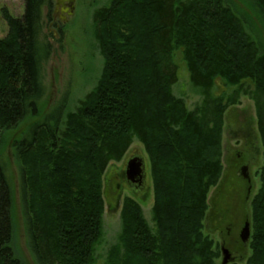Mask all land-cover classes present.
<instances>
[{
  "label": "trees",
  "instance_id": "trees-1",
  "mask_svg": "<svg viewBox=\"0 0 264 264\" xmlns=\"http://www.w3.org/2000/svg\"><path fill=\"white\" fill-rule=\"evenodd\" d=\"M264 21V0H249ZM23 13L1 15L0 131L10 133L39 112L44 96L43 9L52 0H23ZM102 57L95 86L50 122L25 127L15 149L22 174L28 245L39 264H95L103 238L102 177L134 140L148 159L150 226L134 199L120 208L121 228L105 264H215L202 233L207 197L219 182L227 107L240 93L253 100L262 145L259 187L249 200L250 255L264 264V52L232 0H108L93 11ZM179 51L201 101L190 110L173 93ZM217 81L233 87L215 96ZM250 83L249 92L244 84ZM64 106H62L63 109ZM8 143V144H9ZM0 151V264H23L13 250L12 190Z\"/></svg>",
  "mask_w": 264,
  "mask_h": 264
},
{
  "label": "rangeland",
  "instance_id": "rangeland-1",
  "mask_svg": "<svg viewBox=\"0 0 264 264\" xmlns=\"http://www.w3.org/2000/svg\"><path fill=\"white\" fill-rule=\"evenodd\" d=\"M232 1L236 11L244 19L253 40L264 52V21L256 18L254 7L249 0ZM52 2L50 18L47 17L46 9H43V27L40 34L42 42L48 44L49 51L42 62L44 96L39 102V112L19 125L18 131L14 129L8 134L5 133V137L0 131V151L3 152L7 162L6 171L12 190L13 250L16 258L23 264L39 263L28 245L22 174L15 149L9 141H20L28 125L43 121L50 122L67 110H74L78 101L95 86L102 68V57L93 34L92 14L95 9L104 6L108 0H75L72 14L66 16L64 21H60L53 13L55 1L52 0ZM23 5V0H0V39L7 32L6 22L1 15L3 8L7 9L10 15L19 17L23 13ZM173 61L177 67V81L173 85V93L176 97L182 98L187 107L192 110L200 103L201 97L190 87L189 74L179 51L175 53ZM244 85L249 92L254 90L250 83L247 82ZM233 89L217 81L212 94L229 95ZM62 106H64L63 109ZM223 120L221 139L223 170L219 182L208 193V209L202 228L204 236L213 241L212 249L219 254L215 264H221V248L227 249V245L223 242L227 241L228 225L230 227L232 224L233 233L237 234L244 215L242 199H239L240 196L232 191L234 186L232 181L235 176L232 168L233 161L238 154H249L251 157L246 171L252 181V189L246 199L245 217L247 219L250 214L249 200L259 187L257 172L263 161L262 145L256 127L255 106L249 95L240 93L237 103L225 110ZM135 156L143 158L145 166L143 184L136 188L131 186L124 176L126 162ZM102 196L104 200L103 238L97 246L95 264H105V252L111 244L115 243L120 232V208L123 198L129 197L138 202L145 219L153 227L151 221L153 192L149 164L143 145L139 141H133L121 161L111 162L108 165L102 177ZM248 244L247 242L241 245V249L234 254L235 260L227 264H246V258L251 252ZM229 253L231 255V252Z\"/></svg>",
  "mask_w": 264,
  "mask_h": 264
},
{
  "label": "water",
  "instance_id": "water-1",
  "mask_svg": "<svg viewBox=\"0 0 264 264\" xmlns=\"http://www.w3.org/2000/svg\"><path fill=\"white\" fill-rule=\"evenodd\" d=\"M54 13L58 14L60 21H64L66 16L72 14L73 4L75 0H54ZM124 176L126 181L130 185H136V187H141L145 178V166L143 158L135 156L130 158L125 165ZM250 236V223L245 221L241 231L240 239L245 244L248 242ZM222 261L221 264H227L232 261L231 255L228 249L222 247Z\"/></svg>",
  "mask_w": 264,
  "mask_h": 264
},
{
  "label": "flooded vegetation",
  "instance_id": "flooded-vegetation-1",
  "mask_svg": "<svg viewBox=\"0 0 264 264\" xmlns=\"http://www.w3.org/2000/svg\"><path fill=\"white\" fill-rule=\"evenodd\" d=\"M54 13V11H53ZM55 14V13H54ZM56 17H58L57 14H55ZM59 19V18H58ZM244 153V152H243ZM250 155L249 154H238L237 158L233 161V171H234V180L232 182H234V186H233V193H236L239 197V199H242V210H244L243 212V218L241 219V224H240V230L237 234L233 233V225L231 224V226L227 228V241L224 240V244L227 245V249L229 252H231V258L233 260H235L234 254L237 252L238 249H241V245H244V243L241 241L240 239V231L245 223V221L247 220V217H245L246 215V199L249 196L250 190L252 189V181L250 179V177L247 175L246 171H247V163L250 160ZM133 187L136 188V185H131ZM236 195V196H237ZM245 217V219H244ZM244 219V220H243ZM232 227V228H231ZM239 228V226H238Z\"/></svg>",
  "mask_w": 264,
  "mask_h": 264
}]
</instances>
